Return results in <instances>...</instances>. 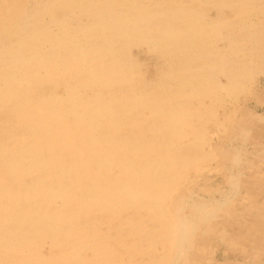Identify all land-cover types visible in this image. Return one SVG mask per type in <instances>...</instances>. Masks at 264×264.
Segmentation results:
<instances>
[{"label":"rangeland","instance_id":"rangeland-1","mask_svg":"<svg viewBox=\"0 0 264 264\" xmlns=\"http://www.w3.org/2000/svg\"><path fill=\"white\" fill-rule=\"evenodd\" d=\"M112 29L129 44L112 45L103 63ZM104 86L108 109L130 124L89 110ZM175 122L182 133L157 137ZM68 136L87 139L82 162L111 157L109 180L128 162L148 168L138 176L151 199L122 193L110 227L142 222L116 226L117 241L89 237L79 248L87 218L63 191L81 194L89 174L64 158ZM161 168L163 182L151 177ZM54 171L73 187L48 185ZM9 200L21 213L45 206L63 229L58 245L78 247L43 235L0 247V264H264V0H0V219L12 217ZM102 240L110 248H95Z\"/></svg>","mask_w":264,"mask_h":264},{"label":"bare ground","instance_id":"bare-ground-1","mask_svg":"<svg viewBox=\"0 0 264 264\" xmlns=\"http://www.w3.org/2000/svg\"><path fill=\"white\" fill-rule=\"evenodd\" d=\"M102 15H104L105 18L107 17V19H109L111 21V23H115L117 20L115 15L111 16V15L106 14L105 12H103ZM101 28H102V25H101ZM114 32H115L114 29L109 30L107 32V34H108L107 39L105 42H103V46L106 48V50L100 51V55H101L100 59H103V57H108V55L110 53H112V51L110 50V47L112 45L117 46L119 51H121L124 47L128 46V44H129L128 41H125V40L120 39V38L112 39L111 36L114 34ZM107 46H109V47H107ZM97 55H99V54H97ZM4 56H5V54H4ZM97 60H99V58H96L95 61H97ZM102 62L103 63L105 62V58L102 60ZM89 65L91 66L92 64L89 63ZM105 77H107V76H105ZM130 87H132V85H130ZM130 87L128 88L129 93H130V89H131ZM105 89L106 88L104 86V89L102 91H100L99 95L96 97L91 96V93L89 94V98H88L89 110L95 109V112H94L95 116H101L102 115V117H109V119L111 117L114 120H116L119 124L122 121H127L128 124H130V122L128 121V120H130V116H128L124 110L122 113L121 110H119V109L116 111L108 109V107H112V103L107 104L106 100H104V98L106 99V94H104L106 92ZM126 90H127V88L124 87L123 88V95L126 93ZM89 91H91V89ZM112 91L114 92L116 98H118L119 94L122 93V90L118 89V87H112ZM116 104H118V102H116ZM77 110H79V109H77ZM105 110H107V111H105ZM135 118L137 119V116H134L132 119H135ZM74 119L75 118H73V120ZM132 119H131V121H132ZM140 119L142 120V118H140ZM154 122L157 124V123H160V120L159 119L154 120ZM173 125L175 126L174 131H173V128H165L162 131H159V133L161 132L160 133L161 135H157V137L162 136L163 138H165V137L169 138L170 135L172 136L176 133H182V122L180 124L175 122ZM124 127H125V125L123 126V124H121L120 127L116 128L115 133L117 135L123 134L122 128H124ZM154 128H151V130L152 129L154 130ZM98 129L99 128H94V131H98ZM106 129H107V127H106ZM155 129H158V128H155ZM128 130H130V129H128ZM150 135L154 136V133H151ZM123 136H125V134ZM68 137L66 139H64V142L66 140L67 141L71 140L72 142L74 141V143H72V144L69 143V144H66L62 147L64 150V158L68 161L69 164L73 165V167L75 169L83 168L82 170L87 171V174H89V176H86L85 182H81L83 187H84V191L81 194L75 192L73 188L70 190H64L63 191V194L66 197H68V199L70 197H71V199H73V201H74L73 204H77V208L81 207L82 210H84L85 216L87 218L86 220H84L82 222H79V221L77 222V223H80V225L78 227H81L85 233L84 237L81 238L82 240L80 241L81 243H80L79 248H82L81 245L89 237H90V239L87 241L88 243H90V241H92V239H99V238L103 239V240L106 239L107 242L111 241V243L114 240L117 241L119 239L118 236H119L120 229L117 228L116 226L124 225V224H126L128 226V225H132L133 223H136L140 226V222H142L139 216H138L139 218H137L136 215H135L136 217L129 215L128 219L126 218V220L124 222H122V224H120V222H118L116 224V226L110 227V222H111L112 218L114 217L116 208L119 209L120 207H123L126 205V201L124 202V204H122L123 201L121 202V194L122 193L132 195V196H135L137 194L142 193L147 198V200L151 199L150 189L146 188L147 185L144 184V183H147L148 181H140L139 176H138L139 172L147 171L148 168H146V164H143V163L138 162V161L128 162L127 165L132 168V169L130 168L131 169L130 171L126 167L122 168L120 171L115 173L114 176L117 178L109 180V177H111V176H110L109 172L107 174V171H110V170H107L108 168L105 166V163H106V159L111 160L110 159L111 157L106 156V157L100 158L98 160V162H96V161L90 162L89 160L88 161L83 160L84 162H82L78 158L79 157L78 155L82 156L83 153L81 152L82 153L81 154L79 152L81 150L83 151L82 148H83L85 141H87V139L82 137L83 140H79L78 137H77L78 139L76 137H73L71 139H70V137L69 138ZM148 142L149 141H146V144ZM149 146H151L150 143H149ZM80 148H81V150H80ZM105 149H108V148H105ZM111 154H112V157L118 159V157L116 156V153L114 151H112ZM83 157H86V156H83ZM126 160L129 161L128 159H126ZM67 169H69V168H67ZM60 177L63 178L62 182L58 181V179ZM151 177L153 179L157 178L160 182L166 181V174L164 173V170L162 168H161V171H158L157 175L152 174ZM49 182L50 183L48 185H50V186H54L55 184L59 183V184L64 185L66 188H69V186L73 187V185H72L73 179L66 173L60 174V172L55 173V171H54L53 175L50 177ZM107 182H111V183L108 184ZM30 187H32V186L30 185ZM119 188H120L121 193H119ZM32 190H34V189H32ZM41 191H42L41 189L39 191L35 190L34 193L37 195V194H40ZM76 196H79L78 199L76 198ZM35 197L36 196H34L32 194L31 199L33 200ZM119 199H120V203H119ZM82 200L85 201L87 206H86V204H83L84 202ZM147 200L138 204L139 211H143V215L145 216L146 219L149 218L150 211H151L150 204L147 202ZM149 202H151L152 205L154 204L152 200ZM108 204H111V206L108 207ZM148 204H149V206H148ZM96 206L98 209L95 208ZM44 207L45 206H42L39 210H35L36 213L32 209L27 211V213H23V212L21 213L20 212V202H15L13 200H9L4 209L7 212H11L12 217H7V218L4 217V218L0 219V232H1L0 247L1 248L20 247V246H23L24 244H26L27 242H30V245L36 244L38 242V239L43 235L47 236L48 238L53 240L52 242H55V244L58 245L59 239H58L57 235H58V233H61V230H63V229L59 228L60 222H58L59 224L57 227L55 226V220L56 219H49V218L44 219V214H43V212L45 211ZM153 207L155 208V204ZM153 207H152V211L154 210ZM134 209H136V208H134ZM71 211H72V209H71ZM72 212H74V211H72ZM95 212H96V214H95ZM133 212L134 211H132V213ZM157 212H158V210L155 209V213H157ZM57 213H58V211H56V209H54L52 212V214L55 217H57ZM69 215H70V212H69ZM22 216H24V219L20 220V217L22 218ZM34 220H37L38 223L31 225V222ZM16 222H19L21 224L20 226H18V229H16V227H15ZM146 223L147 222H145L144 224H146ZM149 225L151 226L150 223H149ZM161 227H163V225H161ZM87 229L89 232L88 235L86 234ZM39 230L42 231V234L39 232ZM150 233H151V231L149 232V234ZM153 236L156 237L157 235L154 233H151L150 237H153ZM75 238L80 240V238L78 236ZM75 238H74V240H75ZM103 240L100 241L99 246H97L95 248H98V247L99 248H103V247L110 248V247H108V244H110V243H107L105 246L104 245L105 242ZM69 241H70V239L64 240L63 241L64 246L58 245V248H70V247L71 248H77L78 247V246L76 247L74 245L73 240H72V243H70ZM153 241H154V239H153Z\"/></svg>","mask_w":264,"mask_h":264}]
</instances>
